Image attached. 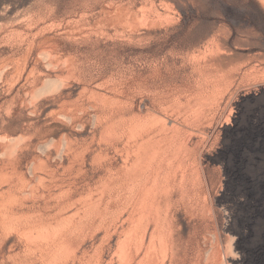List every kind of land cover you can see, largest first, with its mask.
Listing matches in <instances>:
<instances>
[{
  "label": "rangeland",
  "instance_id": "rangeland-1",
  "mask_svg": "<svg viewBox=\"0 0 264 264\" xmlns=\"http://www.w3.org/2000/svg\"><path fill=\"white\" fill-rule=\"evenodd\" d=\"M263 1L0 0V264H264Z\"/></svg>",
  "mask_w": 264,
  "mask_h": 264
},
{
  "label": "bare ground",
  "instance_id": "bare-ground-1",
  "mask_svg": "<svg viewBox=\"0 0 264 264\" xmlns=\"http://www.w3.org/2000/svg\"><path fill=\"white\" fill-rule=\"evenodd\" d=\"M263 3H264V1H263ZM155 127V126H154ZM148 130V129H147ZM134 131V130H133ZM138 131V130H137ZM158 133H159V131H158ZM143 134V133H142ZM141 134V135H142ZM151 136V135H150ZM138 137V136H137ZM153 138V137H152ZM151 138V139H152ZM139 142V141H138ZM159 143V142H158ZM164 143V142H163ZM165 144V143H164ZM146 146V144H144V142H143V144H141V145H139V147H141L142 148V146ZM140 148V149H141ZM143 148H145V147H143ZM142 148V149H143ZM142 151V150H141ZM166 151V150H165ZM138 152V151H137ZM140 153V152H139ZM138 153V154H139ZM142 153V152H141ZM143 153H144V150H143ZM141 155V154H140ZM140 155H138V156H140ZM146 155V154H145ZM155 155V154H154ZM158 155V154H157ZM156 155V156H157ZM130 156V155H129ZM141 157V156H140ZM139 157V159H140V163L141 162H144L145 160H143V161H141V158ZM156 158V157H155ZM143 159V158H142ZM154 159V158H153ZM155 160V159H154ZM145 162H147V161H145ZM145 162H144V165H146L145 164ZM149 164V163H148ZM152 164V163H151ZM138 165V164H137ZM140 165V164H139ZM138 165V166H139ZM144 165H143V167H144ZM130 166V165H129ZM131 166H133V165H131ZM135 166V165H134ZM141 166H142V164H141ZM130 168V167H129ZM133 168V167H132ZM142 168V167H141ZM122 169V168H121ZM129 170V169H128ZM132 170V169H131ZM135 172V171H134ZM143 172V171H142ZM128 173V172H127ZM126 173V174H127ZM117 174V173H116ZM146 174V173H145ZM156 175V174H155ZM130 176V175H129ZM140 178H143V177H140ZM156 178H157V176H156ZM126 179V178H125ZM157 180V179H156ZM143 182V181H142ZM128 185V184H127ZM139 186V185H138ZM154 189V188H153ZM146 190V189H145ZM147 190H148V188H147ZM143 193V192H142ZM138 194V193H137ZM13 194H11V196H12ZM154 195H155V192H154V190H151V189H149L148 191H147V193L145 194V196H144V200L143 201H141V203H142V208L138 211V213H137V215L139 214V217L137 218V220H133V219H131V220H133L134 221V223H132V225L134 224V226H133V232L135 231H137V230H141V234H142V237H143V239H141V242H139L140 243V245H139V248L140 249H142V251H143V248H145V253H144V257H142V258H139L140 260H141V264L143 263V264H145V263H147V264H159V251L161 252V254L160 255H162V253L163 254H169L170 252H172V254H173V245L171 244V240H170V238H169V236H167V238H166V236L164 235L166 232V230H164L163 231V228H162V224H164V223H162L161 222V219H160V217L162 216V215H159L160 214V203L159 202H157L155 199H154ZM141 196V195H140ZM139 196V197H140ZM142 197V196H141ZM8 198V197H7ZM143 198V197H142ZM151 198V199H150ZM2 199V198H1ZM139 199V198H138ZM11 200V199H10ZM9 200V201H10ZM16 200V199H15ZM14 200V201H15ZM18 200V199H17ZM136 201H137V199H136ZM19 202V201H18ZM6 203H8V202H6ZM24 203V202H23ZM13 204V203H12ZM18 204V203H17ZM16 204V205H17ZM137 204V203H136ZM2 205V204H1ZM10 205V204H9ZM19 205V204H18ZM24 205V204H23ZM114 205V204H113ZM139 205V204H138ZM3 206V205H2ZM7 206V205H6ZM22 206V205H21ZM101 206V205H100ZM105 206V205H104ZM93 207V206H92ZM4 208V207H3ZM138 208V207H137ZM14 209V208H13ZM139 209V208H138ZM6 211V210H5ZM11 211V210H10ZM102 211V210H101ZM100 211V212H101ZM169 211V210H168ZM16 212V211H15ZM96 212V211H95ZM115 212V211H114ZM6 213H7V211H6ZM37 213V212H36ZM4 214V213H3ZM8 214V213H7ZM38 214V213H37ZM8 215H10V214H8ZM106 215V214H105ZM11 216V215H10ZM13 216H15V215H13ZM96 216V215H95ZM5 217H6V215H5ZM9 217V216H8ZM22 217V216H21ZM28 217V216H27ZM43 217V216H42ZM77 217V216H76ZM87 217V216H86ZM168 217V216H167ZM7 218V217H6ZM10 218V217H9ZM9 218H8V221H9ZM14 219V217H11V219ZM150 218H152V220L150 219ZM164 218V217H163ZM162 218V219H163ZM16 219V218H15ZM18 219H21V218H18ZM17 219V220H18ZM24 219V218H23ZM27 219V218H26ZM80 219V218H79ZM82 219H83V217H82ZM148 220L147 221V223H146V221L145 220ZM29 220V219H28ZM38 220V219H37ZM36 220V221H37ZM109 220V219H108ZM169 220V219H168ZM10 221H12V220H10ZM31 221V220H30ZM35 221V220H34ZM132 221V222H133ZM144 221H145V225L143 224L144 223ZM165 221V220H164ZM170 222V221H169ZM6 224V223H5ZM19 224V223H18ZM17 224V225H18ZM43 224V223H42ZM73 224V223H72ZM24 225V224H23ZM79 225V224H78ZM115 225V224H114ZM144 225V226H143ZM26 226V225H25ZM51 226V225H50ZM87 226V225H86ZM166 225H163V227H165ZM171 225L169 224V227H170ZM6 227V226H5ZM15 227V226H14ZM35 227V226H34ZM42 228V227H41ZM73 228V227H72ZM77 228V227H76ZM88 228V227H87ZM91 228V227H90ZM171 228V227H170ZM5 229V228H4ZM6 229H8V227L6 228ZM20 229V228H19ZM44 229V228H43ZM89 229V228H88ZM166 229V228H165ZM169 229V228H168ZM167 229V230H168ZM11 230V229H10ZM14 230V229H13ZM12 230V231H13ZM34 230V229H33ZM18 231V230H17ZM36 231V230H35ZM43 231V230H42ZM161 231H163V232H161ZM83 232V231H82ZM124 232V231H123ZM140 232V231H139ZM41 233V232H40ZM79 233V232H78ZM138 233V232H137ZM136 233V234H137ZM164 233V234H163ZM60 234V233H59ZM167 234V233H166ZM41 236V235H40ZM48 236V235H47ZM147 236H149V245L147 246L146 245V247H144L145 246V237H147ZM112 237V236H111ZM125 237V236H124ZM127 237V236H126ZM30 238L31 239H33V240H36L37 238L36 237H34L33 236V234H30ZM133 238V237H132ZM159 239V243H158V245H157V242H156V239ZM48 239V238H47ZM137 239V238H136ZM50 240V239H49ZM49 240H48V242H49ZM55 240V239H54ZM109 240H110V238H109ZM46 241V240H45ZM63 241V240H62ZM51 242V241H50ZM173 242V241H172ZM121 243V242H120ZM124 243V242H123ZM136 243H137V241H136ZM29 244V243H28ZM30 244H32V243H30ZM45 244V243H44ZM57 244V243H56ZM61 244V243H60ZM66 244V243H65ZM138 244V243H137ZM38 245V244H37ZM47 246H48V244H46ZM50 245V244H49ZM125 245L126 244H124V246H122V247H125ZM128 245V244H127ZM134 246V245H133ZM138 246V245H137ZM158 246H159V248H158ZM58 247V246H57ZM135 247V246H134ZM126 248V247H125ZM49 249V248H48ZM47 249V250H48ZM127 249V248H126ZM126 249H124V250H126ZM160 249V250H159ZM130 250V249H129ZM43 251V250H42ZM49 251V250H48ZM138 251H140L139 249H138ZM143 251V252H144ZM52 252V251H51ZM130 252V251H129ZM27 253V252H26ZM77 253V252H76ZM103 253V252H102ZM138 253V252H137ZM52 254H54L53 252H52ZM168 254L166 255V256H168ZM142 255V254H141ZM54 256V255H53ZM123 256V255H122ZM174 256V255H173ZM43 257V256H42ZM95 257V256H94ZM134 258H136V257H134ZM133 258V259H134ZM172 258V257H171ZM43 259V258H42ZM54 259V258H53ZM124 259V258H123ZM31 260V259H30ZM131 260V259H130ZM138 260V259H137ZM27 261V260H26ZM34 261V260H33ZM49 261V260H48ZM121 261V260H120ZM47 264V263H46ZM131 264V263H130ZM139 264V263H138Z\"/></svg>",
  "mask_w": 264,
  "mask_h": 264
}]
</instances>
